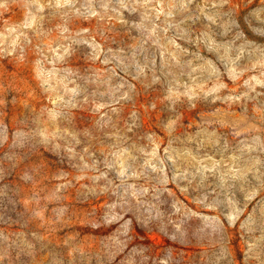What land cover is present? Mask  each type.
Returning a JSON list of instances; mask_svg holds the SVG:
<instances>
[{
    "label": "rangeland",
    "instance_id": "374dc122",
    "mask_svg": "<svg viewBox=\"0 0 264 264\" xmlns=\"http://www.w3.org/2000/svg\"><path fill=\"white\" fill-rule=\"evenodd\" d=\"M0 264H264V0H0Z\"/></svg>",
    "mask_w": 264,
    "mask_h": 264
}]
</instances>
